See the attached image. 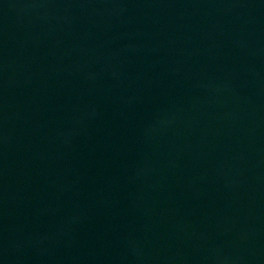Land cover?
Returning <instances> with one entry per match:
<instances>
[{"label":"water","instance_id":"obj_1","mask_svg":"<svg viewBox=\"0 0 264 264\" xmlns=\"http://www.w3.org/2000/svg\"><path fill=\"white\" fill-rule=\"evenodd\" d=\"M0 264H264V0H0Z\"/></svg>","mask_w":264,"mask_h":264}]
</instances>
